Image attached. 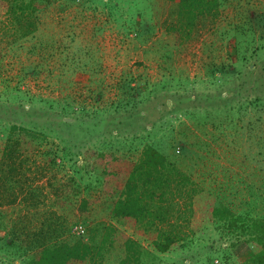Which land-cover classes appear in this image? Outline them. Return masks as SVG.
<instances>
[{"label": "rangeland", "instance_id": "rangeland-1", "mask_svg": "<svg viewBox=\"0 0 264 264\" xmlns=\"http://www.w3.org/2000/svg\"><path fill=\"white\" fill-rule=\"evenodd\" d=\"M11 1L0 0V158L11 124L42 131L19 135L36 192L30 207L8 206L14 220L31 230L52 217L73 234L81 224L82 239L101 250L97 264L119 262L124 236L140 245L143 264H201L231 245L208 220L214 195L236 210H264V0H218L215 14L194 21L188 35L172 30L174 6L166 0H40L36 28L25 36L9 21V7L19 9ZM34 63L42 65L32 74ZM119 83L129 92L120 95ZM147 86L148 95L138 92ZM99 88V102L135 100L133 111L106 116L134 119L75 117V127L58 120L70 113L54 98L89 103ZM164 102L174 105L137 128L135 112ZM146 142L199 187L183 238L166 251L153 247L154 230L110 215L116 192L104 194L92 153L134 160ZM18 260L5 257L6 264Z\"/></svg>", "mask_w": 264, "mask_h": 264}, {"label": "trees", "instance_id": "trees-1", "mask_svg": "<svg viewBox=\"0 0 264 264\" xmlns=\"http://www.w3.org/2000/svg\"><path fill=\"white\" fill-rule=\"evenodd\" d=\"M7 1L9 0H5ZM43 1L46 3L49 0ZM103 1L106 4L113 0ZM166 1L174 6L176 22L171 24L172 30L176 32L183 30L187 35L194 21L215 14L218 4V0ZM42 4L44 3L40 0H13L9 3L8 6L16 5L19 8L16 11L15 8L9 7L12 13V19L10 18L9 21L15 22V29L20 32V36H25L36 28L37 17L34 11H37ZM21 6H27L29 11L25 12ZM40 65L42 64L34 63V66L29 68V72L32 74L38 72ZM248 70L251 71L252 68ZM19 75V78L23 76ZM14 86L17 87V84L15 83ZM116 87L120 90V95L122 92L125 94L129 92L125 87L122 89L120 83ZM151 89V86H147L138 92H146L145 94L148 95ZM101 90V88L97 90L94 100L89 103L84 101L86 100L84 96L83 101H78L77 97L71 98L72 96H70L71 101L63 97L54 98L58 100L62 112L70 113L69 116H62L58 120L67 126L75 127L77 125L73 119L75 117L110 119L114 115L106 116V114L111 110L118 111L120 107H124L123 110L131 112L135 109V100L130 102L127 98L121 99V96L117 99H109L108 102H99ZM16 91L19 92L17 89ZM173 105L172 102L151 106L149 104L138 112V116L135 112L138 118L135 123L137 128H143L146 123L152 125ZM120 113L123 112L120 110ZM120 115L128 117L125 116L126 114H118L114 117L118 118L117 116ZM127 119L133 120L134 115H129ZM111 121H114V118ZM38 129L15 124H11L8 128L0 158V229H5L0 235V258L4 259L0 260V264H6L5 257L9 258L11 255L19 258L17 264H97L94 256H100L101 250L95 241L84 240L79 233L73 234L59 221H53L52 217L39 220L38 225L28 230L25 220L17 218V222L9 213L8 206L16 204L18 209L28 208L29 199L35 198L36 191L29 184L30 178L24 172V166L30 169L28 163L30 155L23 152L24 147L19 135L22 137L30 135L32 139L38 132H42ZM92 153L95 161L100 163L99 174L104 194L111 196L112 189L116 192L109 201L110 215L132 221L145 231L154 230L156 233L152 243L155 250L166 251L172 244L174 247L175 243L183 238V227L193 213V201L199 192L196 182L151 143H144L134 160L122 158L111 152L93 151ZM209 211V222L222 236L231 238L232 244L221 246L213 254L214 256L208 255L201 264H214L215 261H218V264H235L231 259L235 256V252L241 255L246 252L243 258L236 260V264H264V210L255 214L247 210H236L230 202L214 195ZM32 223L30 221L28 225ZM8 233L10 236L7 240ZM122 242L124 254L117 264H143L140 245L128 236H124ZM176 263L189 264L182 259Z\"/></svg>", "mask_w": 264, "mask_h": 264}, {"label": "built area", "instance_id": "built-area-1", "mask_svg": "<svg viewBox=\"0 0 264 264\" xmlns=\"http://www.w3.org/2000/svg\"><path fill=\"white\" fill-rule=\"evenodd\" d=\"M82 230H83V228H82L81 224H75V225H74V231H75L76 233H80V232H82ZM215 262H216V261H215Z\"/></svg>", "mask_w": 264, "mask_h": 264}]
</instances>
